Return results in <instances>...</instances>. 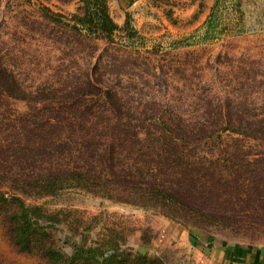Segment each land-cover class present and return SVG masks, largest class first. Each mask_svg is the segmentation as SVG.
Instances as JSON below:
<instances>
[{
  "label": "rangeland",
  "instance_id": "374dc122",
  "mask_svg": "<svg viewBox=\"0 0 264 264\" xmlns=\"http://www.w3.org/2000/svg\"><path fill=\"white\" fill-rule=\"evenodd\" d=\"M214 1L107 0L114 22L122 28L128 18L137 32L127 40L119 29L107 42L73 27L80 0H0V62L28 87L90 76L117 87L139 108L160 102L162 110L185 114L235 110L247 114L245 123H264V0H232V7L226 0L217 10L219 32L203 39ZM14 103L25 109L24 101ZM220 123L229 126L227 119ZM247 144L259 148L257 141ZM226 188L236 195L233 186ZM261 191L252 188L235 206L238 213L204 219L199 228L78 189L42 197L19 193L37 207L39 223L49 224V237L20 250L9 220L14 207L0 211V264H57L46 247L66 257L74 245L92 246L107 236L124 253L140 252L154 264H196L193 236L264 246V185Z\"/></svg>",
  "mask_w": 264,
  "mask_h": 264
},
{
  "label": "trees",
  "instance_id": "16d2710c",
  "mask_svg": "<svg viewBox=\"0 0 264 264\" xmlns=\"http://www.w3.org/2000/svg\"><path fill=\"white\" fill-rule=\"evenodd\" d=\"M80 1L81 12L72 16L78 33L110 42L124 29L127 40L136 37L128 18L122 28L114 22L107 0ZM225 1H214L203 39L219 32L217 10ZM13 100L24 101L25 109L13 108ZM233 118L239 122L232 124ZM247 118L235 110H162L160 102L139 108L117 87L90 76L28 87L0 62V211L15 209L9 215L15 244L25 251L49 237V224L39 223L37 207L19 193L42 197L78 189L197 228L204 219L238 213L237 203L252 188L262 196L264 185V123L243 122ZM102 241L74 245L66 257L51 246L45 253L57 264H154L140 252L124 253L112 236Z\"/></svg>",
  "mask_w": 264,
  "mask_h": 264
},
{
  "label": "crops",
  "instance_id": "0c3cea01",
  "mask_svg": "<svg viewBox=\"0 0 264 264\" xmlns=\"http://www.w3.org/2000/svg\"><path fill=\"white\" fill-rule=\"evenodd\" d=\"M190 244L195 248L196 264H264V246L215 244L209 239L196 242L194 236Z\"/></svg>",
  "mask_w": 264,
  "mask_h": 264
}]
</instances>
